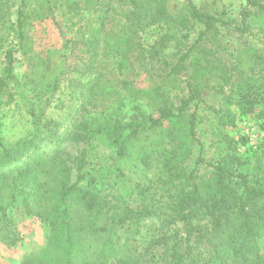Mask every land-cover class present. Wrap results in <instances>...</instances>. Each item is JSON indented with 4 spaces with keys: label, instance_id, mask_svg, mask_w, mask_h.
I'll use <instances>...</instances> for the list:
<instances>
[{
    "label": "rangeland",
    "instance_id": "obj_1",
    "mask_svg": "<svg viewBox=\"0 0 264 264\" xmlns=\"http://www.w3.org/2000/svg\"><path fill=\"white\" fill-rule=\"evenodd\" d=\"M200 9L217 12L226 9L238 23V11L243 0H192ZM152 11L158 3L150 0ZM36 0H28L26 9H37ZM18 0H0V76L4 66L5 53L15 46L12 38L14 13ZM133 10L128 0H98L92 6H86L83 0H74L70 7L59 8V22L63 35L48 19L32 20L30 42L26 54L14 53L16 63L14 73L19 81L21 96L10 104L0 105V153L9 151L12 145L25 140H35L47 133L55 122L60 123L58 133H65L59 151L66 162L73 164L71 181L78 176L91 179L96 187L101 185L109 195L100 201L93 210L97 213L99 223H105L109 216L123 211L120 209V197L124 190L131 193L125 196L126 204L131 209H139L143 203L151 207H162L153 199L165 201L164 191L168 188L155 183L156 177L164 174L161 157L157 151L178 152L179 134L165 128L160 137L151 138L143 145L150 156V168L135 167V160L122 161L117 158L115 150L96 128V121L112 118L129 121L140 113L153 114L158 103L148 99L143 91L156 84H164L170 89L172 101L177 103L179 97L186 94L185 73L169 74V67L158 61L154 49L159 35H169L166 49L161 50L162 58L174 63L176 57L193 41L196 28H189L188 10L183 0H168L166 12L169 20L149 24L148 19L138 31H134L126 16ZM177 15L185 19V28L170 19ZM100 17V18H98ZM102 19V23H101ZM100 28L101 41L95 54H91L85 45L89 30ZM219 40L210 37L200 45V53L211 59L212 70L204 75L201 92L202 103L197 110V135L204 147L202 158L215 161L226 153L218 146L224 137L246 144L238 147L245 161L241 170L252 175L259 169L264 170V131L260 127L261 118L254 114L239 115L237 108L225 103V98L238 90L246 82H259L264 74L263 62L256 61L248 49L264 58V33L257 26L249 33L241 34L234 29H221ZM114 43V47L113 44ZM125 63L122 67L119 64ZM122 65V64H121ZM94 86L91 101H88L90 89ZM110 87L109 92L96 95L103 87ZM231 109L236 114L234 127L220 129L216 125V112L219 109ZM193 107L188 112L193 111ZM74 134L83 135L78 138ZM250 149L245 152V149ZM198 156L197 147L176 169L189 172L193 169ZM81 169H77V164ZM194 178L203 182L212 176V168L207 164L194 167ZM184 176L176 181L177 186H184L188 191L192 180ZM136 184L153 185L149 192L140 194ZM175 191V184L170 187ZM122 205V204H121ZM158 208V209H159ZM195 210V209H194ZM98 211V212H97ZM195 218L200 215L196 212ZM8 214L18 233L19 240L12 247H7L0 240V264H20L26 257L40 259L45 248L50 228L35 216H26L21 210L9 208ZM87 212L82 207L72 208L74 219V239L77 242L76 264H116L117 259L133 257L140 264H175L174 257L181 253L185 232L182 223L171 221L167 211L158 217L141 220L136 225L126 224L114 229L116 242L112 253L106 251L103 242L107 232L84 230ZM200 231H194L188 245L196 251L206 253L209 248L208 236L211 226L207 220L199 221ZM162 236L163 240L153 249L149 243ZM55 259V257L53 258ZM60 264V259H55ZM44 263L49 261L43 260Z\"/></svg>",
    "mask_w": 264,
    "mask_h": 264
},
{
    "label": "trees",
    "instance_id": "obj_2",
    "mask_svg": "<svg viewBox=\"0 0 264 264\" xmlns=\"http://www.w3.org/2000/svg\"><path fill=\"white\" fill-rule=\"evenodd\" d=\"M28 0H18V8L14 13V26L12 38L15 46L5 53L4 66L0 76V105L10 104L16 97L21 96L19 81L14 73L16 58L14 53L26 54L30 42V27L32 20L48 19L63 35L59 22V8L70 7L74 0H36L37 9H26ZM86 6H92L98 0H83ZM133 10L126 16L134 31H138L148 19L149 24L167 22L169 15L166 12L168 0H156L158 8L152 11L150 0H128ZM188 12L189 28H196V34L190 45L176 57L174 63H169L162 58L161 50L166 49L169 35H159L154 49L157 59L164 66L169 67V74L178 75L185 73L184 84L186 94L179 97L174 103L170 89L164 84H156L143 91L144 95L158 103L153 114L140 113L129 121H118L112 118H103L96 121V128L101 132L108 144L115 150L118 159L135 160L134 166L150 168L151 160L143 144L151 138L160 137L165 128L177 131L179 134L178 152L158 150L161 157L164 174L155 179L158 185L168 188L164 191L165 201L159 198L154 202L162 207H151L146 203L137 209L127 206L125 196L131 190H124L120 197V209L116 215L109 216L105 223H99L97 213L93 210L100 201L109 195L101 185L96 187L91 179L78 176L71 181L73 164L66 162L59 151L65 133H58L60 123L55 122L52 128L46 130L37 141L29 139L17 142L9 151L0 153V240L7 247L14 246L19 240L18 233L8 214V209L16 208L26 216H35L47 224L51 231L45 248L40 253V259L26 257L20 264H59L55 259H60V264H76L78 246L74 239V219L72 208L82 207L87 212L84 219V230L91 232H107L103 247L112 253L114 244V229L123 228L126 224L138 226L141 220L158 217L165 211L172 218L171 221L182 223L185 232L183 243L185 249L174 257L175 264H264V170L259 168L250 178L241 170L245 163L238 147L245 145L224 137L218 141V146L226 153L215 161H205L202 158L203 143L197 135V110L202 103L201 92L204 75L210 74L212 63L208 53H200L203 41L214 37L219 40L221 29H234L241 34L249 33L252 27L257 26L264 33V0H243L238 11V23L226 9L217 12H208L200 9L192 0H183ZM100 18V17H98ZM170 19L186 27L185 19L177 15ZM102 23V19H101ZM100 28L93 27L89 30L85 40V47L91 54H95L101 41ZM114 47V43L112 44ZM168 47V46H167ZM253 58L263 62L264 58L257 55L255 50L248 49ZM122 64V65H121ZM119 66H126L121 63ZM264 67V66H263ZM98 83L88 84L91 101L94 91L91 89ZM108 86L103 87L96 95L109 92ZM225 103L234 105L239 115L254 114L261 118V129L264 131V74L259 82H246L238 90L235 97L229 94ZM193 107L191 113L188 109ZM216 125L220 129L234 127L236 114L230 108L219 109L216 112ZM78 138L83 135L74 134ZM197 147L198 156L194 167L207 164L212 168V176L197 182L193 176L194 167L187 173L176 169V165L189 157L193 147ZM250 149H245L249 152ZM77 164V169H81ZM184 176L191 179L192 184L188 191L184 186H177L178 180ZM176 186L171 192V186ZM153 185L136 184V191L140 194L149 192ZM159 208V209H158ZM199 212L195 218H192ZM98 212V211H97ZM207 220L211 226L208 236L209 248L206 253L193 250L189 245V238L194 231H200L199 221ZM163 240L162 236L153 239L148 249H153ZM55 257V259H53ZM49 263H44V261ZM88 264V263H86ZM116 264H140L133 257L117 259Z\"/></svg>",
    "mask_w": 264,
    "mask_h": 264
}]
</instances>
